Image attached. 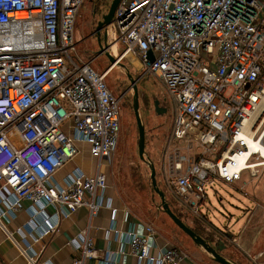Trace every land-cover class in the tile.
<instances>
[{"label": "built area", "instance_id": "2783aa9c", "mask_svg": "<svg viewBox=\"0 0 264 264\" xmlns=\"http://www.w3.org/2000/svg\"><path fill=\"white\" fill-rule=\"evenodd\" d=\"M84 2L0 0V225L27 201L35 241L56 233L79 209L98 215L108 189L102 169L120 137V100L106 83L115 65L97 72L92 62L72 57ZM105 32L107 51L119 63L132 55L171 98L174 118L160 174L178 206L201 219L214 180L234 184L245 173L259 178L264 156L249 141L264 145V119L255 128L264 113V0H121ZM77 143L97 161L95 175L77 169L64 186L53 185L55 174L79 154ZM36 208L55 211L52 225L37 223ZM155 235L148 224L128 235L137 264L186 259L175 247L153 254ZM228 239L250 264H264L263 253L252 255ZM69 246L79 255L71 264L98 258L89 232ZM24 254L36 264L35 255ZM104 259L113 263L109 252Z\"/></svg>", "mask_w": 264, "mask_h": 264}, {"label": "rangeland", "instance_id": "374dc122", "mask_svg": "<svg viewBox=\"0 0 264 264\" xmlns=\"http://www.w3.org/2000/svg\"><path fill=\"white\" fill-rule=\"evenodd\" d=\"M112 1L85 0L76 19L74 36L76 47L72 57L81 63L92 62L91 66L97 72H103L111 66L108 57L100 53L96 31L103 15L108 13ZM121 50L122 46L119 45V52ZM135 62L137 64L129 59L123 60L106 79L109 90L120 100L122 111L118 145L111 163L107 165L108 184L114 189L121 203L142 218L146 224L162 232L168 231L166 226L173 227L177 231V234L174 232L172 234L174 247L187 255L193 254L201 264H218L171 222L161 209L160 199L151 185L150 166L140 160L138 153L139 133L134 113L135 92L128 79L130 74L134 79L140 78L137 84L139 115L145 128L146 157L155 166L158 186L166 194L170 208L190 229L203 231L199 232L200 236L213 247L223 241L226 248L223 251L218 250L223 257L237 264H249L237 251L242 254L243 252L235 250L226 233L236 237L247 223L252 211L257 208V204H263L264 168L259 169L262 174L255 180H251L248 173L244 174L241 182L234 184L214 180L212 186H207L209 200L200 208L204 216L201 219L177 206L160 174L163 154L173 124V104L160 80L154 76L144 75L140 62L136 59ZM156 102L159 103L158 110Z\"/></svg>", "mask_w": 264, "mask_h": 264}, {"label": "crops", "instance_id": "0c3cea01", "mask_svg": "<svg viewBox=\"0 0 264 264\" xmlns=\"http://www.w3.org/2000/svg\"><path fill=\"white\" fill-rule=\"evenodd\" d=\"M77 144L80 150L79 154L55 174L52 181L53 185L64 186L67 178L74 175L77 169L82 170L88 176L95 175L97 161L91 157L85 143ZM108 168L106 165L102 169L107 177ZM104 199L105 205L100 209L97 216L90 218L87 208L79 209L68 219L60 221L56 233L48 235L40 241H35V237L39 236L38 232L33 233L32 236L28 230V225L32 219L29 213L31 204L24 201L22 203L23 209L17 212L15 217L9 216L4 219L0 225V264H29L24 251L28 256L35 255L36 264H71L79 255L74 252L69 244L78 235L86 232H89L93 238L98 256L97 259L90 260L86 264H109L104 259L108 252L112 254L113 263L111 264H137L136 258L130 254L128 235L132 232L142 233L145 231L146 222L121 203L109 184ZM262 205L257 204V208L252 211L247 223L236 237L226 233L229 237L236 238L242 248L252 255L264 254V202ZM36 210L38 216L35 218H37L36 221L39 225L43 227L52 225L51 216L55 213L53 209L46 208L43 214L38 211V208ZM169 220L171 221L170 218ZM166 227L169 233L167 230L162 232V230L155 229L156 235L154 239L150 240L153 254L174 247L172 234L173 232L177 234V231L173 227ZM109 229L117 231V234L112 233L111 237L107 239L106 232ZM233 247L235 248L234 245ZM235 250L237 251L236 248ZM237 252L249 263L245 255ZM181 264L201 263L193 254H188Z\"/></svg>", "mask_w": 264, "mask_h": 264}, {"label": "water", "instance_id": "95a60500", "mask_svg": "<svg viewBox=\"0 0 264 264\" xmlns=\"http://www.w3.org/2000/svg\"><path fill=\"white\" fill-rule=\"evenodd\" d=\"M121 0H113L112 4L110 6V9L107 14L103 15L102 20L98 23L96 35L98 38V43L100 46V53L105 54L108 59L111 62V66L119 65L120 63L117 61V59L112 56L108 51L109 43H108V35L105 32V29L108 28L112 22L115 15V11L119 5ZM102 32H103V38H102ZM149 60L150 62L153 61V57L151 54H149ZM128 79L130 83L133 86V90L135 92V99H134V113L135 118L137 122L138 127V133H139V141H138V153L140 160L142 162L147 163L150 166V172H151V185L155 192V194L159 197L161 202V209L162 211L171 219V221L186 235H188L194 243L201 247L207 254H209L212 259L218 263V264H237L235 262H232L225 257H223L218 250H224L226 248V245H224V242H219L216 247H213L211 244H209L204 238H202L200 235L196 234L192 229H190L170 208V205L167 201L166 194L164 191H162L157 183V174L155 166L152 164V162L146 157V135H145V128L142 124V120L139 115V95H138V88L137 84L139 80L134 79L130 74H128ZM156 108L159 109V103L156 102Z\"/></svg>", "mask_w": 264, "mask_h": 264}, {"label": "bare ground", "instance_id": "6f19581e", "mask_svg": "<svg viewBox=\"0 0 264 264\" xmlns=\"http://www.w3.org/2000/svg\"><path fill=\"white\" fill-rule=\"evenodd\" d=\"M19 16H20L21 18H25V17H26V14H25V13H21V14H19ZM127 58H128L129 60L133 61L135 64H137V63L135 62V59H134V57H133L132 55L128 54V55H127ZM115 66H116V65H115ZM115 66L112 67V70H111L110 74L114 71ZM110 74H109V75H110ZM263 119H264V113L259 117V119H258V121H257V123H256L255 128H258V126L261 124V122H262ZM249 143H250V145H251V149H252L253 151H260V152L262 153V155L264 156V145H263L262 143L257 144L256 141H255V140L253 141L251 138H250Z\"/></svg>", "mask_w": 264, "mask_h": 264}, {"label": "trees", "instance_id": "16d2710c", "mask_svg": "<svg viewBox=\"0 0 264 264\" xmlns=\"http://www.w3.org/2000/svg\"><path fill=\"white\" fill-rule=\"evenodd\" d=\"M164 213V212H163ZM180 219H181V217L176 213V212H174ZM165 214V213H164ZM166 215V214H165ZM167 216V215H166ZM182 220V219H181ZM183 221V220H182ZM196 234H198V235H200V233L199 232H203V231H197V230H193Z\"/></svg>", "mask_w": 264, "mask_h": 264}, {"label": "flooded vegetation", "instance_id": "af4514ba", "mask_svg": "<svg viewBox=\"0 0 264 264\" xmlns=\"http://www.w3.org/2000/svg\"><path fill=\"white\" fill-rule=\"evenodd\" d=\"M102 38H103V36H102ZM140 78H137L136 80H139ZM139 82H140V80H139Z\"/></svg>", "mask_w": 264, "mask_h": 264}]
</instances>
